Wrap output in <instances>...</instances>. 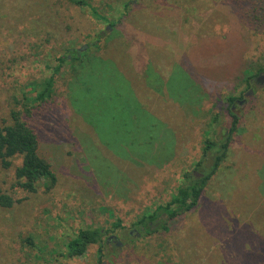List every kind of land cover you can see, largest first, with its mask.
Wrapping results in <instances>:
<instances>
[{
	"label": "rangeland",
	"instance_id": "1",
	"mask_svg": "<svg viewBox=\"0 0 264 264\" xmlns=\"http://www.w3.org/2000/svg\"><path fill=\"white\" fill-rule=\"evenodd\" d=\"M259 73L264 0H0V125L37 103L23 118L56 177L28 191L20 156L0 164V264H264ZM227 136L197 205L141 233ZM86 228L102 241L67 257Z\"/></svg>",
	"mask_w": 264,
	"mask_h": 264
},
{
	"label": "trees",
	"instance_id": "2",
	"mask_svg": "<svg viewBox=\"0 0 264 264\" xmlns=\"http://www.w3.org/2000/svg\"><path fill=\"white\" fill-rule=\"evenodd\" d=\"M77 3L80 4V1ZM72 59L76 60V57H72ZM66 60H68L66 56L58 58L59 63H63ZM58 68L59 65L55 70L57 71ZM45 88L35 97L41 103L44 101L46 91L49 90L48 86ZM229 101L233 102V98L230 97ZM37 106V103L31 105V107L24 103L21 105V110L11 109V122L0 125V164L4 168H8L11 165L12 158L20 156L21 164L15 168L17 184L28 191H34L35 183L39 180H44L47 183V187L52 186L56 181L51 164L39 153V140L35 130L23 118V115L31 116L35 112L39 114ZM228 139L229 137L227 136L225 141L218 146L214 141H206L203 154L206 155L211 150L216 151L208 173L202 177H197L194 172L186 173L184 182L177 188L175 196L169 202L164 205H157L151 213L136 222L140 226L141 233L151 234L159 229H167L165 225L166 219H175L197 205L206 182L225 157ZM197 164L199 165L200 163ZM11 203L10 198L0 191V204L10 206ZM103 236L104 232L100 228L79 230L76 236L67 243L66 256H81L88 245L100 243ZM101 253V248H99V255Z\"/></svg>",
	"mask_w": 264,
	"mask_h": 264
},
{
	"label": "flooded vegetation",
	"instance_id": "3",
	"mask_svg": "<svg viewBox=\"0 0 264 264\" xmlns=\"http://www.w3.org/2000/svg\"><path fill=\"white\" fill-rule=\"evenodd\" d=\"M256 80H257V81H261V82H263V81H264V73H263V74H260V73H259V74L256 76ZM251 93H252V89L250 88V89H248V90L246 91L245 95H248V94H251ZM241 101L244 102V100H240V99H239V100H238V99L236 100V102H238V103L241 102ZM110 236H111V235H109L108 237H106V240H107V241H110V240H111V241L116 242L117 238H115V237H110ZM109 237H110V238H109Z\"/></svg>",
	"mask_w": 264,
	"mask_h": 264
},
{
	"label": "crops",
	"instance_id": "4",
	"mask_svg": "<svg viewBox=\"0 0 264 264\" xmlns=\"http://www.w3.org/2000/svg\"><path fill=\"white\" fill-rule=\"evenodd\" d=\"M133 78V77H132ZM152 78H149V80H151ZM133 80V79H132ZM141 80H145V78L143 79V77H141ZM135 85V84H134ZM139 85H141V81H139ZM138 89H139V87H138ZM149 90H151V88L149 89V88H147L146 86H145V89L143 88V85H141V89H139L138 90V92H141V93H143V92H146L147 93V96H150V92H149ZM152 91V90H151ZM149 121H151V120H149Z\"/></svg>",
	"mask_w": 264,
	"mask_h": 264
},
{
	"label": "water",
	"instance_id": "5",
	"mask_svg": "<svg viewBox=\"0 0 264 264\" xmlns=\"http://www.w3.org/2000/svg\"><path fill=\"white\" fill-rule=\"evenodd\" d=\"M195 174H196L197 176H199V175H200V174H199V173H197V172H195ZM110 237H113V235H111ZM110 237H109V238H110ZM118 243H119V242H118Z\"/></svg>",
	"mask_w": 264,
	"mask_h": 264
}]
</instances>
